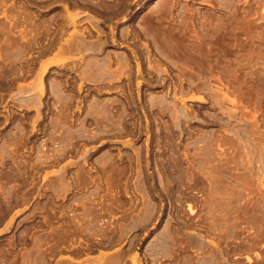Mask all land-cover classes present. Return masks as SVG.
Returning a JSON list of instances; mask_svg holds the SVG:
<instances>
[{
	"label": "rangeland",
	"instance_id": "1",
	"mask_svg": "<svg viewBox=\"0 0 264 264\" xmlns=\"http://www.w3.org/2000/svg\"><path fill=\"white\" fill-rule=\"evenodd\" d=\"M0 264H264V0H0Z\"/></svg>",
	"mask_w": 264,
	"mask_h": 264
}]
</instances>
